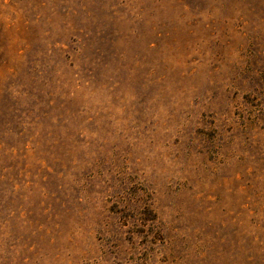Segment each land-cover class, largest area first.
I'll use <instances>...</instances> for the list:
<instances>
[{
	"label": "rangeland",
	"instance_id": "1",
	"mask_svg": "<svg viewBox=\"0 0 264 264\" xmlns=\"http://www.w3.org/2000/svg\"><path fill=\"white\" fill-rule=\"evenodd\" d=\"M0 264H264V0H0Z\"/></svg>",
	"mask_w": 264,
	"mask_h": 264
}]
</instances>
